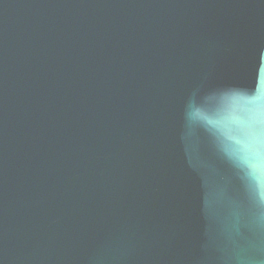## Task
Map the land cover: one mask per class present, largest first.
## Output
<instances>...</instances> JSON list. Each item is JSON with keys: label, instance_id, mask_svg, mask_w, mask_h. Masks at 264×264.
I'll use <instances>...</instances> for the list:
<instances>
[{"label": "water", "instance_id": "95a60500", "mask_svg": "<svg viewBox=\"0 0 264 264\" xmlns=\"http://www.w3.org/2000/svg\"><path fill=\"white\" fill-rule=\"evenodd\" d=\"M0 264H264V0H0Z\"/></svg>", "mask_w": 264, "mask_h": 264}, {"label": "snow or ice", "instance_id": "6c2138e0", "mask_svg": "<svg viewBox=\"0 0 264 264\" xmlns=\"http://www.w3.org/2000/svg\"><path fill=\"white\" fill-rule=\"evenodd\" d=\"M259 78H260V69L258 67L257 70H256L255 77H254V86H258Z\"/></svg>", "mask_w": 264, "mask_h": 264}]
</instances>
